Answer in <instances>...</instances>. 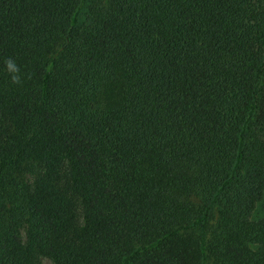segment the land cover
Instances as JSON below:
<instances>
[{
  "label": "trees",
  "instance_id": "1",
  "mask_svg": "<svg viewBox=\"0 0 264 264\" xmlns=\"http://www.w3.org/2000/svg\"><path fill=\"white\" fill-rule=\"evenodd\" d=\"M263 195L264 0H0V264H264Z\"/></svg>",
  "mask_w": 264,
  "mask_h": 264
},
{
  "label": "rangeland",
  "instance_id": "2",
  "mask_svg": "<svg viewBox=\"0 0 264 264\" xmlns=\"http://www.w3.org/2000/svg\"><path fill=\"white\" fill-rule=\"evenodd\" d=\"M85 11V9L82 10V13ZM254 217L256 219L264 218V195L262 199L258 202ZM26 237V232H23ZM42 264H54L53 261L47 257L42 258Z\"/></svg>",
  "mask_w": 264,
  "mask_h": 264
},
{
  "label": "clouds",
  "instance_id": "3",
  "mask_svg": "<svg viewBox=\"0 0 264 264\" xmlns=\"http://www.w3.org/2000/svg\"><path fill=\"white\" fill-rule=\"evenodd\" d=\"M6 64H7L8 70L10 72H12V73H18L19 69H18V67H17V65L15 64L14 61L8 60V61H6ZM11 79H12L13 83H19V81H20V77L18 75H13L11 77Z\"/></svg>",
  "mask_w": 264,
  "mask_h": 264
}]
</instances>
